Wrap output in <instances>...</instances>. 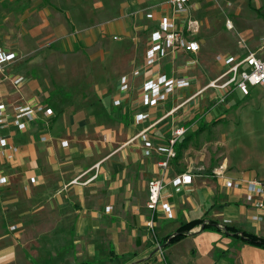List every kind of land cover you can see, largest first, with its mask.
<instances>
[{
  "label": "rangeland",
  "instance_id": "rangeland-1",
  "mask_svg": "<svg viewBox=\"0 0 264 264\" xmlns=\"http://www.w3.org/2000/svg\"><path fill=\"white\" fill-rule=\"evenodd\" d=\"M168 11L163 0H0V45L17 54L12 72L23 79L20 92L6 94L8 101L50 105L58 115L46 128L57 136H70L75 147L85 141H96L93 146L107 144L112 128L120 138L133 135L130 104L113 107L111 101L119 78L142 65L150 34ZM148 14L155 19H148ZM184 19L200 23L195 36L201 45L200 64L186 71L180 54L171 56L163 62L170 64L171 74L214 77L223 71L217 57L243 56L262 47L264 0H194L191 14ZM137 89L131 93L132 102L138 100ZM251 93L243 97L235 91L225 103H218L220 95L211 89L202 94L201 102L191 105L196 117L186 126L183 139L193 137L174 162L180 171L202 180H213L215 171L224 170L235 177L264 181V88ZM201 125L207 128L195 133ZM120 141L114 147H120ZM5 168L11 167L1 162L0 169ZM145 178L147 184L152 176ZM55 216L52 206L37 204L32 216L25 215L23 242H35L36 234L54 226ZM174 228L156 232L161 238ZM65 242L60 237L50 239L37 264L53 260L60 264L67 255L56 247ZM63 250L70 253L69 248ZM26 255L31 258L29 251ZM156 264L164 262L159 259Z\"/></svg>",
  "mask_w": 264,
  "mask_h": 264
},
{
  "label": "crops",
  "instance_id": "crops-1",
  "mask_svg": "<svg viewBox=\"0 0 264 264\" xmlns=\"http://www.w3.org/2000/svg\"><path fill=\"white\" fill-rule=\"evenodd\" d=\"M178 58L187 61L189 56L180 54ZM163 62L154 72L184 77L181 73L171 74L170 64ZM219 75L187 74L185 77L191 80V87L177 92L160 107L161 115L156 114L158 110L151 111L152 119L155 121L179 107ZM142 82V78L135 81L133 93L137 88L140 92ZM6 85L9 91L14 90L10 81ZM118 86L119 80L112 104L118 95ZM201 99L202 95L156 126L151 132L155 142L166 143L176 126H188L196 117L191 114V105ZM129 104L134 112L131 125L136 133H126L120 138L112 128L106 137L107 144L101 141L99 146H93L96 141H85L75 147L70 136H57L55 130L49 131L46 127L51 126L58 115L54 108L55 116L51 120L41 116L38 121L28 124L24 131L12 129L10 140L20 148V153L14 164L3 163V166L11 167L10 170H1L10 177V183L0 187V264H37L39 252L47 250L50 239L57 237L68 242L56 247L60 254L67 255L60 264H118L111 261L112 249L120 257L119 264H156L159 259L164 264H264V248L221 231H201L202 226L194 228L182 241L158 251L163 238L176 232L182 224L196 219L216 221L264 238V210L259 212L245 204L240 193L223 188L215 178H195L191 187L170 200L175 216L172 220L176 222L168 224L172 220L158 217L154 230H149L146 203L150 180L145 184V177L158 175L157 159L143 157L141 141H131L151 122L135 125L134 114L144 108L139 106L138 100L132 102L131 99L125 101L123 107L128 108ZM58 126L59 121L55 124L56 128ZM42 136L47 138L46 142L40 140ZM120 139L121 146L114 147ZM65 142L67 146H63ZM183 172L186 171H180L173 162L167 179ZM226 175L235 180L254 179L235 177L227 172ZM19 194L22 198L18 197ZM40 202L54 208L57 214L55 224L36 234L35 242L26 245L23 242L25 215L32 216ZM108 207H112L109 212ZM172 226L175 228L168 230L167 236L160 238L156 232L158 228L166 230ZM63 248H69L70 253ZM51 264L58 262L53 260Z\"/></svg>",
  "mask_w": 264,
  "mask_h": 264
},
{
  "label": "built area",
  "instance_id": "built-area-1",
  "mask_svg": "<svg viewBox=\"0 0 264 264\" xmlns=\"http://www.w3.org/2000/svg\"><path fill=\"white\" fill-rule=\"evenodd\" d=\"M168 6V14L159 19L157 27L151 32L147 48L144 54L142 65L133 70L130 75H123L119 79L118 95L113 100L114 107L123 106L124 102L131 99V93L136 80L142 78L138 97L139 106L144 111L134 114L135 125H142L144 122H151L150 126L141 129L131 140H140L142 143L143 157L157 159L156 170L158 175L151 178L148 183V198L146 209L149 212V219L146 226L149 230H154L155 221L158 217L167 220L174 219V208L170 201L174 195L183 194L187 188L195 182V174L189 171L177 174L171 179H167L169 169L173 162L177 160V145L188 132L186 125L176 126L166 143H157L152 138V130L164 119L189 104L198 96L208 90H215L219 93L218 103H225L227 97L235 91L240 92L243 97H249L252 89L264 88V32L261 37L262 47L257 52L244 54L243 56L224 55L217 57L223 71L214 80L209 82L182 102L179 107L167 112L164 116L153 120L151 111L158 110L164 106L170 98L177 92L188 89L192 83L185 76H171L164 72H154L155 68L171 56L185 54L189 59L185 63L184 69L190 70L200 64L198 55L201 52V45L195 36L200 30V23L187 18L193 8L194 0H163ZM147 18L155 19L154 15L148 14ZM228 28H233L231 21ZM17 54L0 45V163L14 164L20 153V148L10 140L11 131L15 128L24 131L28 124L38 121L41 116L46 120H51L55 116L52 107L45 106L34 101L24 103H11L8 101L6 82L10 81L14 90L20 92L23 79L19 75H14L12 66L17 63ZM149 74H152L149 76ZM42 142L47 138L42 136ZM107 140V138H106ZM67 146V143H63ZM0 169V187L10 183V177L5 175ZM214 178L223 188L236 191L241 194L245 204L252 206L255 210H264V181L259 179H239L235 180L226 175L224 170L214 172ZM35 181L32 180V183ZM107 212L112 210L108 207ZM254 219H260L255 217ZM158 250H162L158 245Z\"/></svg>",
  "mask_w": 264,
  "mask_h": 264
},
{
  "label": "trees",
  "instance_id": "trees-1",
  "mask_svg": "<svg viewBox=\"0 0 264 264\" xmlns=\"http://www.w3.org/2000/svg\"><path fill=\"white\" fill-rule=\"evenodd\" d=\"M206 128L207 125H201V127L198 128V130L195 133H201ZM192 137H193L192 135L188 136L187 138L181 140V142L177 145V153H178L177 159L180 158V156L182 155V149H184L188 145ZM199 226H202L201 231H218V232L221 231L227 235L235 237V239L237 240H241L248 244L264 248V238L262 237H258L256 235L237 230L236 228L229 227L228 225L225 224H219L216 221L196 219L189 223L182 224L181 227L176 230V232L163 238V240L161 241L163 243L161 246L162 249L168 247L169 245L182 241L191 234V231L194 228H197ZM110 254L112 256L111 261H115L119 264L120 257L115 255L114 249L111 250ZM83 264H87V263H83Z\"/></svg>",
  "mask_w": 264,
  "mask_h": 264
}]
</instances>
